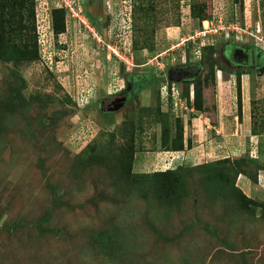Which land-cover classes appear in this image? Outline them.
<instances>
[{"label": "rangeland", "instance_id": "rangeland-1", "mask_svg": "<svg viewBox=\"0 0 264 264\" xmlns=\"http://www.w3.org/2000/svg\"><path fill=\"white\" fill-rule=\"evenodd\" d=\"M84 1L95 17L107 19L98 26L90 19L101 40L73 19L56 36L51 11L60 0H35L38 58L19 66L0 59V264H264V75L238 70L239 115L236 70L224 59L230 45L252 44L264 51V0L260 6L258 0H133L139 47L134 48V32V65L129 69L104 47L115 43L105 33L111 0ZM212 3L215 13L233 25L212 35L202 49L201 58L207 64L213 60L216 72L222 70L215 84L210 78L204 89L203 112L208 113L200 120L209 119L201 141L207 145L198 148L194 136L200 111L173 98L163 101V86L162 110L172 123L177 117L184 123L185 149L161 150V126L153 114L134 123L139 149L134 173L187 169L177 197L158 199L147 181L120 176L111 159L107 169L93 158L95 151L85 148L96 136L90 125L100 129L99 149L116 135L112 145L117 153L132 140L129 133L120 134L128 116L142 106L157 105L160 84L154 76L167 71L171 78L186 63L196 74L203 72L197 64L198 44L183 39L202 29L201 19L211 16ZM141 6L148 12L146 20ZM140 26L146 29L142 33ZM127 43L123 38L121 45ZM127 72L138 73L129 78L136 96L115 110L125 97ZM172 80L180 91L185 89L175 76ZM108 107L114 111H105ZM188 143L191 149H186ZM223 158L240 163L248 173L239 176L261 187L251 192L239 180L238 186L255 200L254 210L240 209L234 197L214 199L207 190L204 175L212 167L195 166ZM48 213V221L42 222ZM54 228L63 229L64 236L53 233ZM106 230L123 243L124 253L101 249L96 238Z\"/></svg>", "mask_w": 264, "mask_h": 264}, {"label": "trees", "instance_id": "trees-1", "mask_svg": "<svg viewBox=\"0 0 264 264\" xmlns=\"http://www.w3.org/2000/svg\"><path fill=\"white\" fill-rule=\"evenodd\" d=\"M144 1V0H141ZM213 1V0H212ZM260 1L259 6H260ZM35 0H0V59L6 62H13L16 66L22 65L23 63L32 62L38 58V27L36 24V9H35ZM213 6V3H212ZM211 6V13L213 12V7ZM105 9V8H104ZM135 8L134 14V48H138L139 44L136 38V21L137 13ZM140 10V8H139ZM141 10H144L141 6ZM86 14L91 19V21L97 26L102 24L106 25L107 19L102 21V14L99 17H95L86 6ZM195 15L199 14L198 5L194 6ZM198 11V12H197ZM52 20H53V30L56 36H59L61 33L65 32L67 28V21L71 20V17L68 11L62 6H55L52 8ZM145 20L148 18V12H144ZM263 17H264V6H263ZM203 18V17H202ZM204 17L202 21L208 19ZM95 25V26H96ZM146 29L144 26H140V33L144 32ZM145 34V33H144ZM144 36V35H143ZM146 47V42L142 44ZM248 45V44H247ZM252 45V44H251ZM141 48V46H140ZM206 47H203L205 49ZM211 59L214 58L215 47H210ZM151 54L153 49H151ZM214 52V53H213ZM189 55V54H188ZM189 59V58H188ZM190 60V59H189ZM206 59H200L197 63L199 67L203 68V72L192 77L187 81H181L185 86V89L181 91V97L186 100V104L195 108L198 111H204L205 107V97L204 89L209 86V79L211 78L215 84L216 82V69L214 61L206 63ZM123 71L125 67L123 66ZM206 72V73H204ZM249 73V72H248ZM137 72H127L125 74V80L128 84L130 81L129 78L136 77ZM162 74H164L162 72ZM233 74L237 75V90L239 92L238 99V112L239 115L242 114V98H241V74L238 70ZM165 75V74H164ZM154 76V82L160 84L158 95H157V105L155 107L151 106H142L139 111H134L132 116H128L130 122L124 123L123 129L120 131L121 136L126 137L129 133L131 142L122 145L119 152L115 153L117 150L112 145L115 134L106 145L107 148L103 147L99 149V140L98 135L100 129L98 127L97 135L92 139V141L85 147L87 150H94L95 155L93 158H99L98 163H101L106 166L108 169V160H113L111 162L112 168L120 176H133L136 178L143 179L147 181V186L152 187V195L158 199H175L177 193L180 189V184L182 180L184 181V176L186 175V170L184 167H175L173 169H157L152 173H134L133 164L139 150L136 142H134L133 136L135 135V125L134 123H142L143 115L150 116L151 114L155 117V122L159 123L161 126V150L164 151H183L185 149V128L184 123L180 118H175L174 125L170 118L168 111L162 110V101L160 96V88L166 84L163 81V76ZM234 76V75H232ZM177 82V81H176ZM175 83L172 79H167V84L170 85ZM125 89V88H124ZM193 89V98H191V90ZM133 93H130L127 98V102L124 104L127 105L135 98V85L133 87ZM161 95L163 101L166 99L163 97L162 90ZM172 100V99H171ZM71 101L68 98V102ZM167 102V101H166ZM123 106V107H124ZM63 114H67V110L62 111ZM143 113V114H142ZM174 126V129H173ZM100 144V143H99ZM191 143H188V148L191 147ZM99 149V150H98ZM92 158V157H91ZM92 158V159H93ZM254 159H250L253 162ZM216 163H202L195 166L196 169H205V167H212L207 174L204 175L205 183L207 184V190L211 193L214 199H224V197H234L236 198L240 209L244 210H254L251 204L255 203V200L252 197L248 196L237 184V178L240 174H246L245 170L241 168L240 163H233L230 158H223L217 161ZM250 177V176H249ZM184 178V179H183ZM253 179V177H250ZM136 183V181H134ZM145 186V187H147ZM222 201V200H220ZM257 204V203H256ZM254 208V209H253ZM50 213H48L44 218L41 219L42 222L48 221ZM53 233L59 236H64L63 229L54 228L51 230ZM215 230H212L210 233H216ZM97 241L101 245V249L105 252H118V255L124 253L125 247L123 243L119 242L117 237L111 235L109 230L102 231L97 235ZM109 252V253H110ZM121 252V253H120Z\"/></svg>", "mask_w": 264, "mask_h": 264}, {"label": "built area", "instance_id": "built-area-1", "mask_svg": "<svg viewBox=\"0 0 264 264\" xmlns=\"http://www.w3.org/2000/svg\"><path fill=\"white\" fill-rule=\"evenodd\" d=\"M60 2L61 3L58 6L64 7L68 11L71 19H73L74 21H78L83 26H86V28L90 30L89 32H92L94 35L98 36V40H101V35L96 30L95 26L91 24L90 18L86 14L84 0H60ZM108 9L109 12L107 15L109 24L107 28H105V33L109 38H111V40L114 39L115 43L114 45H109L110 43H105L104 47L106 46L108 53L111 57L115 56L120 61H123L129 69V64L134 65V50H132L134 38L133 0H113V2L111 0ZM215 9L216 7L214 5L211 16L208 19L202 21V29L195 31L192 34H189L183 41L198 44V48L195 51L197 57H201L202 47L208 44L206 41H208L212 35H216L218 31L223 30L226 25L228 28H231L230 25H233L231 22L224 19L219 11L218 14L215 13ZM184 19L185 18H183V20ZM123 38L124 40L127 39L128 41L126 47L121 45L123 42ZM256 38L260 40L263 39L259 36H257ZM162 94L167 102L170 100V98H173L176 101V104L179 102L180 104H186V100L181 97V91L175 86V83H173L170 87L167 83L164 84L162 87ZM191 98H193V89L191 90ZM90 127L95 131L90 133H95L97 135L98 125H90Z\"/></svg>", "mask_w": 264, "mask_h": 264}, {"label": "flooded vegetation", "instance_id": "flooded-vegetation-1", "mask_svg": "<svg viewBox=\"0 0 264 264\" xmlns=\"http://www.w3.org/2000/svg\"><path fill=\"white\" fill-rule=\"evenodd\" d=\"M236 46L230 45L228 46V48H225L224 59L226 63L234 70H246V71L253 70V71H257L259 77L263 76L264 51L259 47H256L255 45H251V44L241 45L240 48ZM163 73L167 76V79H172L173 76H175L180 81H187L192 77L198 75L196 74L197 72L195 71L191 63H186L184 65L182 64L180 65V67L175 68L174 74L173 76H171V78L169 77V73L167 71H164ZM161 76L162 75H160V77ZM133 87L134 85L131 84V82L129 81L128 84H126V86L124 87L125 89H123L121 94L126 95L128 98V95H130V93H133L132 90ZM110 108L111 107H108V109L107 110L105 109V111H114V110H110Z\"/></svg>", "mask_w": 264, "mask_h": 264}, {"label": "crops", "instance_id": "crops-1", "mask_svg": "<svg viewBox=\"0 0 264 264\" xmlns=\"http://www.w3.org/2000/svg\"><path fill=\"white\" fill-rule=\"evenodd\" d=\"M185 39V38H184ZM183 39V40H184ZM222 73V72H221ZM223 78V76L221 77V79ZM242 78L244 79L245 78V75H242ZM220 79V80H221ZM247 114H246V119H245V132H250V127H251V117H250V111H248L249 109L247 108ZM208 113V110H206L205 112L203 111H200V116L195 118V120H197V122H200V118L203 116V114L205 115V113ZM244 114H245V111H244ZM208 116H205L204 117V120L200 122V124L198 125V127L195 129L194 131V136L197 137L199 139V145H197L198 148H201L205 145H207V142L203 143V141H201L202 139V136H205L204 133H203V128L202 126H204V124L207 122L208 120ZM200 120V121H199ZM247 120V121H246ZM204 123V124H203ZM211 125V124H210ZM210 125H206V128H209ZM220 128V127H219ZM234 134H238V131H235ZM251 134V133H250ZM254 137V136H253ZM186 149H189L188 147H186ZM191 149V148H190ZM171 152V151H170ZM243 174H240V176H242ZM239 176V179L237 181V185H239V180H242V184L245 188H247L249 191L253 192L254 190H261V187H259L257 184L253 183L252 181H250L249 179H247L246 177H240ZM247 194V193H246Z\"/></svg>", "mask_w": 264, "mask_h": 264}, {"label": "water", "instance_id": "water-1", "mask_svg": "<svg viewBox=\"0 0 264 264\" xmlns=\"http://www.w3.org/2000/svg\"><path fill=\"white\" fill-rule=\"evenodd\" d=\"M263 70V69H262ZM163 80L164 81H166L167 80V77L166 76H164L163 77ZM123 96H125V97H123L122 99H121V101L118 103V105L116 106V108H115V110H119V108H121V107H123L124 106V104H125V102H126V100H127V96L126 95H123ZM112 110V109H111ZM114 110V109H113Z\"/></svg>", "mask_w": 264, "mask_h": 264}, {"label": "clouds", "instance_id": "clouds-1", "mask_svg": "<svg viewBox=\"0 0 264 264\" xmlns=\"http://www.w3.org/2000/svg\"><path fill=\"white\" fill-rule=\"evenodd\" d=\"M183 41H184V40H183ZM205 46H206V45H205ZM205 46H204V47H205ZM202 49H203V47H202ZM201 52H202V51H201ZM187 56H188V55H187ZM201 56H202V54H201ZM198 58H201V57H198ZM187 61L190 62L189 59H188ZM219 70H220V69H219ZM219 70H217V72H218ZM220 71H222V70H220ZM217 72H216V74H217ZM163 75H164V74H163ZM158 76H159V75H158ZM164 76H166V75H164ZM164 76H163V77H164ZM166 77H167V76H166ZM217 78L219 79L218 74H217ZM165 82L167 83V80H166Z\"/></svg>", "mask_w": 264, "mask_h": 264}]
</instances>
